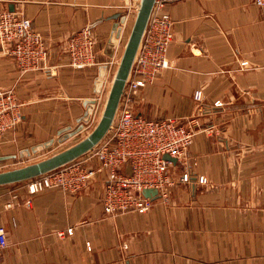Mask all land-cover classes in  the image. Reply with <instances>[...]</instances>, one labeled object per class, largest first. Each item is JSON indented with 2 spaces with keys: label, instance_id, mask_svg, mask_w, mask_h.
Returning <instances> with one entry per match:
<instances>
[{
  "label": "crops",
  "instance_id": "crops-1",
  "mask_svg": "<svg viewBox=\"0 0 264 264\" xmlns=\"http://www.w3.org/2000/svg\"><path fill=\"white\" fill-rule=\"evenodd\" d=\"M137 2L0 0V11L30 19L47 48L43 67L26 73L0 50V88L13 87L22 103L21 122L0 143V165L45 155L101 110ZM165 8L169 66L139 89L134 108L148 119L192 116L201 109L196 89L204 106L229 101L198 117L222 134L200 130L188 148L192 173L206 182L193 178L171 187L167 202L115 216L104 212L99 178L75 193L28 194L26 180L2 185L0 264H264V10L252 0H173ZM86 25L96 64L72 67L66 39Z\"/></svg>",
  "mask_w": 264,
  "mask_h": 264
},
{
  "label": "built area",
  "instance_id": "built-area-1",
  "mask_svg": "<svg viewBox=\"0 0 264 264\" xmlns=\"http://www.w3.org/2000/svg\"><path fill=\"white\" fill-rule=\"evenodd\" d=\"M171 1L154 2L114 122L103 139L72 162L26 180L28 194L47 187L75 193L98 176L103 182L104 212L115 216L127 212L144 213L156 199L167 202L171 187L189 183L193 178L199 183L206 182L204 175L192 173L191 166L196 162L188 156V148L199 130L210 131L212 127L200 129L194 117L148 119L134 109L139 89L152 83L158 73L169 66L167 51L173 32L172 20L165 7ZM252 2L264 10V0ZM95 43L89 25L71 33L65 44L68 64L76 68L96 64ZM0 50L14 58L20 73L43 67L47 57L41 33L33 28L30 19L15 11H0ZM193 100L204 105L200 89L194 91ZM219 104V101L213 103L214 106ZM21 106L13 87L0 88V143L5 133L21 122ZM90 126L91 121L84 129ZM165 154L169 159L163 157ZM144 189H155L157 197L144 196ZM26 201L29 202V198ZM6 246V230L0 225V257Z\"/></svg>",
  "mask_w": 264,
  "mask_h": 264
},
{
  "label": "water",
  "instance_id": "water-1",
  "mask_svg": "<svg viewBox=\"0 0 264 264\" xmlns=\"http://www.w3.org/2000/svg\"><path fill=\"white\" fill-rule=\"evenodd\" d=\"M154 2L155 0H138L136 4L132 25L104 96L101 110L91 129L73 144L47 157L22 166L0 170V186L12 185L53 171L79 158L99 144L114 122L118 104L145 34ZM163 157L169 159L167 154ZM171 160L175 161L174 158ZM142 193L152 199L157 197L155 189H144Z\"/></svg>",
  "mask_w": 264,
  "mask_h": 264
},
{
  "label": "rangeland",
  "instance_id": "rangeland-1",
  "mask_svg": "<svg viewBox=\"0 0 264 264\" xmlns=\"http://www.w3.org/2000/svg\"><path fill=\"white\" fill-rule=\"evenodd\" d=\"M103 100H104V97H102L101 100H100V102H99L100 103V105H99L100 107L103 104ZM216 101H219V103H220L219 106L225 105V104H227L229 102V101H226V100H221V101L220 100H216ZM213 103H211L207 107H204V105H200L201 106V109H199V111L196 110V112L192 116H187V117H189V118H193L194 117L197 120L200 129H203V128L204 129H208L211 126L212 128H211L210 131L209 130L208 131L203 130V131H205L209 135H216V136H218V135H221L222 134V130H221L220 126H218L217 124L216 125H211L212 123L211 124L203 125V124L200 123V121L198 119L199 115H201V114L203 115L204 114L203 113L204 111L211 113L210 107L213 106ZM134 105H135V103H134ZM219 106H214V107H219ZM99 111L100 110L97 109L95 111V113L93 114V116L91 117V119H89V121H91V126L89 128L82 130V132H80L78 135H76L74 137H71V138H68V139H66L65 141H63L60 144H58V142L50 143L49 144L50 146H48V149L43 150L42 152H40V153H46L45 155L44 154L43 155L42 154H39V155L35 156L34 158L21 159L19 161L16 160V161L8 162L7 164L1 166L0 167V170L11 169V168H14V167L22 166V165H25L27 163H31V162L37 161L39 159H42L44 157H47L50 154L55 153L57 151H60V150L64 149L65 147L73 144L74 142H76L77 140H79L84 134H86L88 130L91 129V127L94 124L97 116L99 115ZM239 112H249V111H239ZM204 115H206V114H204ZM209 118H210V114L207 115L206 119H209ZM96 178H98V176ZM99 179L102 180L101 177H99Z\"/></svg>",
  "mask_w": 264,
  "mask_h": 264
}]
</instances>
